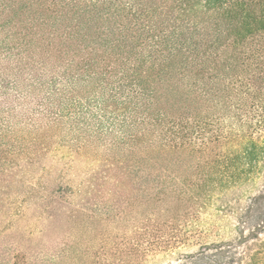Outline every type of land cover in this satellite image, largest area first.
Masks as SVG:
<instances>
[{"label":"trees","instance_id":"1","mask_svg":"<svg viewBox=\"0 0 264 264\" xmlns=\"http://www.w3.org/2000/svg\"><path fill=\"white\" fill-rule=\"evenodd\" d=\"M74 153L109 169L101 187L122 175V219L150 209L122 251L190 244L208 208L264 248V0H0V192L60 210L83 192L60 176ZM49 232L0 264H56Z\"/></svg>","mask_w":264,"mask_h":264},{"label":"rangeland","instance_id":"2","mask_svg":"<svg viewBox=\"0 0 264 264\" xmlns=\"http://www.w3.org/2000/svg\"><path fill=\"white\" fill-rule=\"evenodd\" d=\"M68 161L70 162L65 165L60 162V169L64 168L60 176L75 186L84 183L83 192H78L71 202L64 201L62 208L56 210L58 214L52 209L44 212L46 208H42L37 198H29L25 202L23 195L26 188L23 189L21 185L19 191L13 188L8 193L0 192V195H8L0 205V253H11V249H15L12 244L15 240L25 244L32 240L39 244V232L49 228V234L61 240L60 249L54 259L56 264H248L247 260L251 258L253 261L258 260L257 264H264V248L255 244L261 242L255 237L240 241L238 229L241 223L231 215L232 212L227 210L218 213L219 210L211 208L197 221L194 229H198V233L191 238L190 244L168 250L167 253H158L152 239L141 249H132L130 253L122 251L125 247L122 244V228L135 234V226L131 223H145L143 213H149L150 209L147 206L134 207L122 219V185L117 187L114 184V181L122 184L119 171H115L117 175L111 172L109 184L101 187L105 175L110 174L107 173L109 169L105 165L81 153H74ZM45 162L54 164L47 159ZM58 174L54 171L45 176L40 172L36 176L52 187L60 179ZM93 174L95 176L90 178L93 185L90 187L86 182ZM262 176L264 177V173ZM84 191L90 193L88 201L85 200ZM244 191L242 206L259 193L258 189ZM52 200V205H58L57 199ZM48 203L51 204V200ZM20 210L22 214L18 215L16 212ZM54 213L55 221L50 223L49 215ZM245 231L246 235L250 234L248 228ZM29 232L35 235L30 237ZM260 237H264V232ZM151 238L153 237L150 236L149 239ZM247 245L253 248L252 253H244ZM67 246H71L69 253L62 251Z\"/></svg>","mask_w":264,"mask_h":264}]
</instances>
